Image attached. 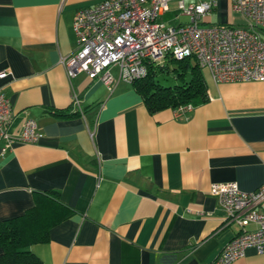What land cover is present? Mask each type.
Instances as JSON below:
<instances>
[{
    "label": "crops",
    "instance_id": "1",
    "mask_svg": "<svg viewBox=\"0 0 264 264\" xmlns=\"http://www.w3.org/2000/svg\"><path fill=\"white\" fill-rule=\"evenodd\" d=\"M99 1L0 0V70L9 71L0 87L12 111V141L0 139V220L50 193L71 213L28 246L40 264H213L233 236L256 228L226 224L210 188L263 183L264 81L215 83L202 69L208 100L176 114L149 112L117 66L111 90L85 72L70 78L60 60L77 49L74 15ZM161 20L187 22L177 0ZM201 24L247 19L216 0ZM28 120L41 133L34 142L20 139ZM230 264H264V252L247 248Z\"/></svg>",
    "mask_w": 264,
    "mask_h": 264
},
{
    "label": "built area",
    "instance_id": "2",
    "mask_svg": "<svg viewBox=\"0 0 264 264\" xmlns=\"http://www.w3.org/2000/svg\"><path fill=\"white\" fill-rule=\"evenodd\" d=\"M216 0H177L178 13L187 22L167 25L161 19L169 10V0H100L78 9L73 19L77 49L60 62L68 77L85 72L99 79L109 90L115 82L110 68L117 66L118 79L132 83L151 67H164L170 59L193 57L215 83L264 81V0H231V9L247 19L245 26L202 25ZM9 74L0 70V80ZM74 103H78L74 95ZM186 103L176 114L192 111ZM11 105L0 87V139L6 147L12 138L6 131ZM33 120L24 124L20 139L34 142L40 136ZM210 194L223 209L224 222L241 227L256 225L233 236L220 250L213 264H230L247 248L264 252V181L253 191H244L234 181L213 183Z\"/></svg>",
    "mask_w": 264,
    "mask_h": 264
},
{
    "label": "trees",
    "instance_id": "3",
    "mask_svg": "<svg viewBox=\"0 0 264 264\" xmlns=\"http://www.w3.org/2000/svg\"><path fill=\"white\" fill-rule=\"evenodd\" d=\"M167 62L175 65L172 70L178 81L171 86H163L154 80L157 70H168ZM131 84L151 113L186 103L197 106L208 100L202 68L191 56L181 60L170 58L163 68L151 67L144 77L134 80ZM50 112L54 116L64 118L77 114L65 109H52ZM56 200L57 197L50 193L37 194L34 197V205L21 215L0 220V264H40L39 259L28 250V246L48 241L51 227L71 213Z\"/></svg>",
    "mask_w": 264,
    "mask_h": 264
},
{
    "label": "rangeland",
    "instance_id": "4",
    "mask_svg": "<svg viewBox=\"0 0 264 264\" xmlns=\"http://www.w3.org/2000/svg\"><path fill=\"white\" fill-rule=\"evenodd\" d=\"M181 20H185V19L182 17ZM187 20L188 19L186 17V21ZM193 60L194 59H192V61ZM167 66H168V70L167 71H158L157 70L154 73V80L156 82H158L159 84L163 85V86H171V85H173L175 83H178V81L175 78L174 71L172 70L175 65L173 63H168L167 62Z\"/></svg>",
    "mask_w": 264,
    "mask_h": 264
},
{
    "label": "water",
    "instance_id": "5",
    "mask_svg": "<svg viewBox=\"0 0 264 264\" xmlns=\"http://www.w3.org/2000/svg\"><path fill=\"white\" fill-rule=\"evenodd\" d=\"M161 68H163V67L161 66Z\"/></svg>",
    "mask_w": 264,
    "mask_h": 264
}]
</instances>
